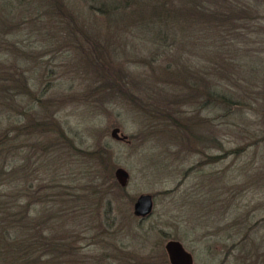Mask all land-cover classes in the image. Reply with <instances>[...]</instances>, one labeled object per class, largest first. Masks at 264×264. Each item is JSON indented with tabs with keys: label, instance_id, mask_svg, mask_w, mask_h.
Listing matches in <instances>:
<instances>
[{
	"label": "trees",
	"instance_id": "16d2710c",
	"mask_svg": "<svg viewBox=\"0 0 264 264\" xmlns=\"http://www.w3.org/2000/svg\"><path fill=\"white\" fill-rule=\"evenodd\" d=\"M87 1L92 13L88 28L83 26L84 15L72 12L63 0H36L33 9L39 4L44 12L33 19H44L48 25L56 24L59 31H67L64 41H71L67 48L80 57L78 64L89 82H102L110 94L123 97L139 114H145L144 119L169 128L183 146L198 137L206 144L200 152L207 161L239 157L251 150L260 152L258 158L263 162L264 0ZM29 7L0 0V12L6 13L2 23L13 21L7 14L14 9ZM95 26L114 36L123 31L130 37L113 48V43L101 37L105 34L94 33ZM10 28L9 33L13 32ZM119 47L122 50L117 52ZM19 56L15 54L12 64H0V264H98L103 255L79 256L80 233L94 223L108 181L89 186L92 202L81 211L73 207L81 202L75 184L57 178L42 155L32 154L31 160L22 155L32 132L55 130L59 136V128L34 118L29 104L21 105L23 96L33 94L24 68L16 66ZM134 63L138 65L130 70ZM188 102L191 112L185 108ZM23 116L26 122L16 124L15 119ZM195 126L201 129L198 136ZM42 148L35 147L34 152ZM213 150L215 154H211ZM93 157L111 179L106 153L90 151L83 158ZM244 157L239 172L248 174L253 168L255 178L264 171L261 164L252 166V156ZM114 182L117 190H124ZM110 205V201L104 203L106 209ZM260 205L254 208L264 212V204ZM101 213L110 216L109 210ZM103 223L102 231L109 238L103 241L110 240L108 234L115 232ZM235 224V232L226 235L236 234L230 248L247 256L252 248L264 244V240L257 244L252 238L264 228V217L254 222L243 218ZM149 256L139 263L170 264L164 249ZM119 259L125 261L124 255Z\"/></svg>",
	"mask_w": 264,
	"mask_h": 264
},
{
	"label": "rangeland",
	"instance_id": "374dc122",
	"mask_svg": "<svg viewBox=\"0 0 264 264\" xmlns=\"http://www.w3.org/2000/svg\"><path fill=\"white\" fill-rule=\"evenodd\" d=\"M63 1L72 12L84 15L83 26L88 28L92 14L88 1ZM13 2L16 7H30L8 13L7 17L13 18L11 22L2 23L6 13L0 12V64H12L15 54L20 55L16 66L24 68L33 94L30 98L23 96L21 105L29 104L34 118L59 128V136L55 130L32 132L22 155L29 160L32 154L42 155L45 163L56 171L57 178L63 183L75 184L81 202L73 207L82 208L81 211L87 210L92 202L89 186L99 187L96 186L99 181H108L104 184L101 194L105 196L96 210L94 223L80 233L79 256L89 259L94 254L103 255L98 264H141L140 260L146 255L150 258L159 248L163 249L165 241L175 239L190 254L191 264H264V244L243 256L230 248L236 234L226 236L235 232L236 221L247 218L254 222L264 217L262 209L254 208L264 204V171L255 178L253 168L247 170L248 174L239 172L244 156H252V166L261 164L263 169L264 160L258 158L260 152L250 150L239 157H211L208 162L200 152L206 144L202 145L198 137L194 143L189 140L188 145L183 146L169 128L144 119L145 114L140 113L141 116L123 97L110 94L102 82H89V76L78 64L80 57L72 54V48H67L71 43L64 41L67 31H59L56 24L48 25L43 17V20L33 19L44 12L39 4L33 9L36 0ZM9 27L13 32L9 33ZM95 27L94 33L105 34L101 37L113 43V48L130 37L123 31H116L115 37L106 28ZM114 59H111L113 63L117 61ZM136 65L130 64V70ZM185 108L193 111L189 102ZM199 113L204 115V112ZM23 119L24 116L22 120L16 118V124L21 121L24 124ZM113 127L126 135L127 141L112 139L109 132ZM194 131L196 136L201 133L198 127ZM229 145L225 148H231ZM41 146L43 151L34 152L35 147ZM90 151L106 153L105 164L111 171V179L100 169L98 159L83 158ZM211 154H215L214 150ZM116 167L128 173L122 191L114 184ZM144 193L152 196V211L148 217L140 219L133 216L132 204ZM106 201H110L109 209L104 207ZM103 210H109L111 217L102 214ZM105 221L109 231L115 233L108 234L112 239L103 241L109 239L102 231L101 224ZM252 238L257 244L263 241L264 228L254 232ZM123 255L126 262L119 259Z\"/></svg>",
	"mask_w": 264,
	"mask_h": 264
},
{
	"label": "water",
	"instance_id": "95a60500",
	"mask_svg": "<svg viewBox=\"0 0 264 264\" xmlns=\"http://www.w3.org/2000/svg\"><path fill=\"white\" fill-rule=\"evenodd\" d=\"M109 136L116 141H127L126 135L113 127ZM113 177L120 187H125L128 181V173L122 167L113 170ZM152 211V196L148 193L138 195L132 204V214L139 218L147 217ZM167 260L170 264H191L190 254L183 248L182 244L175 239L165 241L163 245Z\"/></svg>",
	"mask_w": 264,
	"mask_h": 264
},
{
	"label": "flooded vegetation",
	"instance_id": "af4514ba",
	"mask_svg": "<svg viewBox=\"0 0 264 264\" xmlns=\"http://www.w3.org/2000/svg\"><path fill=\"white\" fill-rule=\"evenodd\" d=\"M141 219V218H140Z\"/></svg>",
	"mask_w": 264,
	"mask_h": 264
}]
</instances>
